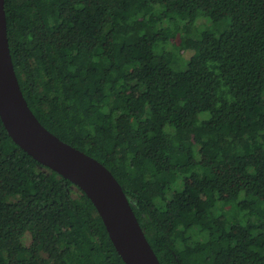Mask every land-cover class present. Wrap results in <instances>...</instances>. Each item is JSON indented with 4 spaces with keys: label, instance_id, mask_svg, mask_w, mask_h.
<instances>
[{
    "label": "trees",
    "instance_id": "obj_1",
    "mask_svg": "<svg viewBox=\"0 0 264 264\" xmlns=\"http://www.w3.org/2000/svg\"><path fill=\"white\" fill-rule=\"evenodd\" d=\"M5 11L30 109L114 175L162 264H264V0ZM98 257L125 264L88 196L0 118V264Z\"/></svg>",
    "mask_w": 264,
    "mask_h": 264
},
{
    "label": "water",
    "instance_id": "obj_2",
    "mask_svg": "<svg viewBox=\"0 0 264 264\" xmlns=\"http://www.w3.org/2000/svg\"><path fill=\"white\" fill-rule=\"evenodd\" d=\"M0 118L24 153L88 196L125 264H162L114 175L98 160L49 132L30 109L12 60L5 0H0Z\"/></svg>",
    "mask_w": 264,
    "mask_h": 264
},
{
    "label": "rangeland",
    "instance_id": "obj_3",
    "mask_svg": "<svg viewBox=\"0 0 264 264\" xmlns=\"http://www.w3.org/2000/svg\"><path fill=\"white\" fill-rule=\"evenodd\" d=\"M218 26H220V22L217 23ZM170 38H172L173 40H175V35L173 32H169ZM103 261V259L101 257H98L96 259L91 260V262L87 261V263L85 264H100Z\"/></svg>",
    "mask_w": 264,
    "mask_h": 264
}]
</instances>
